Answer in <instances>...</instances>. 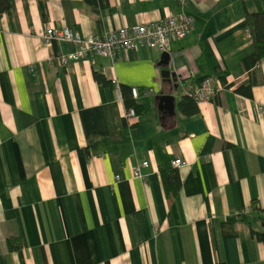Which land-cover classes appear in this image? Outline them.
I'll return each mask as SVG.
<instances>
[{
    "label": "crops",
    "instance_id": "0c3cea01",
    "mask_svg": "<svg viewBox=\"0 0 264 264\" xmlns=\"http://www.w3.org/2000/svg\"><path fill=\"white\" fill-rule=\"evenodd\" d=\"M260 10L264 0H12L0 16V264H264L251 234L264 232L252 209H264V61L242 64L245 14ZM168 14L194 23L169 41L166 66L146 48L62 66L75 45L43 39ZM206 78L232 87L185 117L179 101ZM246 81L250 97L234 91ZM121 88L140 92L131 126Z\"/></svg>",
    "mask_w": 264,
    "mask_h": 264
},
{
    "label": "built area",
    "instance_id": "2783aa9c",
    "mask_svg": "<svg viewBox=\"0 0 264 264\" xmlns=\"http://www.w3.org/2000/svg\"><path fill=\"white\" fill-rule=\"evenodd\" d=\"M194 20L187 15H166L154 22L147 24H137L129 27H122L114 31L105 32L100 36L82 37L76 32L65 28L55 29L49 27L45 30L43 39L66 41L75 45L76 50L67 55L61 56L59 62L62 66L68 62H76L87 56H97L113 61L120 52H132L146 48L149 50L166 52L171 39H183L192 29ZM116 86V82H111ZM224 90L222 84L208 78L203 79L195 90L187 92L196 104L210 102L213 98ZM132 100H137L139 91L137 88H130ZM138 120V115L133 107L125 109L123 121L126 126L134 125ZM184 162L176 159L172 162L175 168L181 167ZM147 167V162H142L139 166L132 168V174L136 178H141V169Z\"/></svg>",
    "mask_w": 264,
    "mask_h": 264
},
{
    "label": "trees",
    "instance_id": "16d2710c",
    "mask_svg": "<svg viewBox=\"0 0 264 264\" xmlns=\"http://www.w3.org/2000/svg\"><path fill=\"white\" fill-rule=\"evenodd\" d=\"M12 0H0V16L3 14H8L10 10ZM86 3L91 4L93 0H84ZM41 10L44 8L43 3H40ZM245 27L251 38L253 53L247 58L243 59L242 64L246 70H250L256 64L264 61V10H260L253 13L245 14ZM94 80L99 84L109 85L110 82L105 80V78L101 77L98 74L93 75ZM203 79L197 81L199 84ZM220 83L222 84L224 89H229L232 87V84H227L223 79H220ZM250 81H246L243 84L237 86L234 91L238 94H243L250 97ZM191 92V91H189ZM140 95V92H139ZM121 96L123 99V103L125 109L133 107L137 113V109L131 99L130 89L121 88ZM179 111L185 117H190L198 112L197 104L194 99L189 95L185 94L182 96L181 100L178 103ZM138 115V113H137ZM252 209L256 214L259 215V220L264 223V217L260 216V214L264 215V209H260L256 205L253 204ZM252 236L259 242L264 243V232H255L251 230Z\"/></svg>",
    "mask_w": 264,
    "mask_h": 264
},
{
    "label": "water",
    "instance_id": "95a60500",
    "mask_svg": "<svg viewBox=\"0 0 264 264\" xmlns=\"http://www.w3.org/2000/svg\"><path fill=\"white\" fill-rule=\"evenodd\" d=\"M168 61H169L168 54L166 52L162 53L161 58H160L159 65L160 66H166L167 63H168ZM168 75H169V72H167V71L161 72V76H163L164 78H167ZM163 98L164 99H162V100H164V101H172V99L169 98V97H163Z\"/></svg>",
    "mask_w": 264,
    "mask_h": 264
},
{
    "label": "rangeland",
    "instance_id": "374dc122",
    "mask_svg": "<svg viewBox=\"0 0 264 264\" xmlns=\"http://www.w3.org/2000/svg\"><path fill=\"white\" fill-rule=\"evenodd\" d=\"M264 225V224H263Z\"/></svg>",
    "mask_w": 264,
    "mask_h": 264
}]
</instances>
